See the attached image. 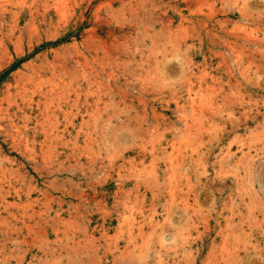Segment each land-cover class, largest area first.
Instances as JSON below:
<instances>
[{
    "label": "rangeland",
    "instance_id": "rangeland-1",
    "mask_svg": "<svg viewBox=\"0 0 264 264\" xmlns=\"http://www.w3.org/2000/svg\"><path fill=\"white\" fill-rule=\"evenodd\" d=\"M0 264H264V0H0Z\"/></svg>",
    "mask_w": 264,
    "mask_h": 264
},
{
    "label": "bare ground",
    "instance_id": "bare-ground-1",
    "mask_svg": "<svg viewBox=\"0 0 264 264\" xmlns=\"http://www.w3.org/2000/svg\"><path fill=\"white\" fill-rule=\"evenodd\" d=\"M4 208V207H3Z\"/></svg>",
    "mask_w": 264,
    "mask_h": 264
}]
</instances>
